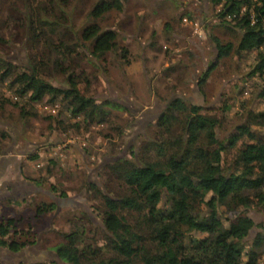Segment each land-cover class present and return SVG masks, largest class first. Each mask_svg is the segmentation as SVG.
<instances>
[{"label":"rangeland","instance_id":"1","mask_svg":"<svg viewBox=\"0 0 264 264\" xmlns=\"http://www.w3.org/2000/svg\"><path fill=\"white\" fill-rule=\"evenodd\" d=\"M156 7L166 9L158 13ZM217 9L208 0H166L165 4L154 0H0V66L1 60H8L17 67H35L40 77L55 86L74 85L98 102L113 103L106 106L110 114L105 122L89 124L82 114L68 110L61 97L31 102L29 95L22 97L10 88V78L0 83V130L10 136L4 143L0 138V154L13 144L26 151L22 158L25 178L40 186L37 194L6 200L0 206V222L16 221L10 233H18L19 240L33 241L22 250H29L22 257L1 255L3 264H66L57 251L73 232L79 235L80 247L91 244L108 253L105 199L90 185L97 184L115 197L126 193L110 164L120 158L158 159V148H142L147 142L161 141L160 118L176 98L219 118L218 137L229 146L224 153L226 168L233 165L237 151L252 141L240 126L249 125L264 144V126L250 119L251 113L264 112V72H254L258 52L237 50L242 32L219 25ZM189 15L202 24L199 33L192 26H181L183 17ZM42 19L59 25H53V31L46 26L32 32L35 40L29 41L32 23L38 28ZM142 22L144 29L139 32ZM152 22L156 30L167 23L165 31L182 38L156 37ZM107 29L117 31L118 48L98 59L90 53L92 44L97 33ZM214 37L233 42L234 50L220 56ZM210 69L209 79L202 84L203 74ZM180 117L173 135L183 132L185 120ZM234 136L238 140L230 145ZM46 191L72 201L58 203ZM51 204L52 210L38 212V207ZM211 211L197 203L193 212L205 216ZM126 215L132 226L140 228L138 213ZM215 216L226 234L239 217L254 221L243 240V262L251 264L248 252L264 236V209L223 206ZM148 232L139 229L146 238ZM189 234L207 236L194 229ZM185 242L189 245L190 237ZM255 264H264V254Z\"/></svg>","mask_w":264,"mask_h":264},{"label":"trees","instance_id":"2","mask_svg":"<svg viewBox=\"0 0 264 264\" xmlns=\"http://www.w3.org/2000/svg\"><path fill=\"white\" fill-rule=\"evenodd\" d=\"M208 1L215 10L223 4L217 12L219 25L232 32H242L237 50L257 51L254 72L263 73L264 0L254 4L248 2L243 14L240 11L241 1ZM253 12L255 22L252 20ZM187 17L191 20L190 15ZM39 24L37 28L32 23L29 41L35 40L32 32L36 34L37 30L43 31L46 26L53 31V25H59L57 21L49 23L43 19ZM117 37L116 30L99 31L92 44L91 55L102 59L116 50ZM214 40L220 56L229 55L234 50L233 42L223 43L218 37ZM67 48L68 45L64 49ZM1 61L0 83L10 78V88H15L22 97L29 95L31 102H38L46 96L53 99L61 97L68 110L82 114L89 124L108 119L110 111L106 106L112 102H98L74 85L64 88L55 86L40 77L35 67H17L8 60ZM211 71L203 74L202 84L207 82ZM181 114L185 120L183 132L173 135L172 129L180 122ZM250 119L254 124L264 126V112L251 113ZM219 125V118L202 113L201 106H189L183 98L173 100L160 118L161 141L147 142L142 148L156 147L160 157L140 161L120 158L110 164L113 175L125 184L126 193L115 197L105 194L97 184L90 185L98 194L103 193L105 199L103 214L108 253H105L104 247L91 244L80 247L79 235L73 232L65 236L67 243L58 248L59 258L66 264H244L243 240L255 225L254 221L248 216L239 217L230 224L226 234L215 214L223 206L236 209L257 205L264 209V144L256 139L249 125L240 126L242 134L249 135L252 141L237 151L233 165L226 168L224 153L229 146L218 137ZM165 135H172L173 138L166 139ZM0 138L4 143L10 136L0 130ZM237 140L238 137H232L230 145ZM165 199L167 204H164ZM197 203L208 206L211 213L195 215L193 211ZM52 209V204L44 205L38 207V212L41 214ZM128 212L138 213L140 228L132 226L126 215ZM15 223L13 218L0 222V246L19 252L32 245L33 241L19 240L16 238L18 233L11 234ZM138 228L149 231V240L139 233ZM190 229L207 236L188 235ZM186 236L190 237L189 245L185 242ZM261 254H264L262 235L248 252L251 264H255ZM0 264L3 262L0 261Z\"/></svg>","mask_w":264,"mask_h":264},{"label":"crops","instance_id":"3","mask_svg":"<svg viewBox=\"0 0 264 264\" xmlns=\"http://www.w3.org/2000/svg\"><path fill=\"white\" fill-rule=\"evenodd\" d=\"M151 1V0H149ZM162 3H166V0H154ZM187 7V6H183ZM166 8H158L156 7L154 10L159 13V10L162 11ZM218 10V9H217ZM175 12V11H174ZM187 17V16H185ZM184 17V18H185ZM183 18V19H184ZM194 21V20H190ZM182 27H188L192 25L191 23H185L184 20H182ZM143 22L141 25L138 27L139 32H141L142 29H144V24ZM151 24V23H149ZM167 23L162 24L161 26L158 25V28L156 30V23H153L150 25L151 28H154L156 30V37H166L167 39L169 38H175V39H180L182 36H179L177 33H174L170 31L167 33L165 31V26ZM155 26V27H154ZM202 28V24L200 23V28L198 30H195V34L199 33L200 29ZM137 38L141 40V37L139 34L136 35ZM151 43L152 41H147L146 43ZM26 151L24 150H18L16 148V145H12L9 149L5 150L0 154V206L2 205L4 201H15L17 199L20 200L26 199L27 196H31L33 194H37L39 192L40 186L35 184L34 181H31L30 179L25 178V173H26V167L24 166L23 163V157L24 153ZM1 207V209H2Z\"/></svg>","mask_w":264,"mask_h":264},{"label":"built area","instance_id":"4","mask_svg":"<svg viewBox=\"0 0 264 264\" xmlns=\"http://www.w3.org/2000/svg\"><path fill=\"white\" fill-rule=\"evenodd\" d=\"M226 1H228V0H225V2ZM238 1L243 2L242 7H241V10H240L242 14L246 12V10L248 8V6H247V3L248 2H251L252 4L258 2V0H238ZM225 2H223V3H225ZM222 6H223V4H220L218 6L219 10L222 8ZM234 16H236V15L234 14ZM228 17L231 18L232 16L231 15H228ZM255 17H256V15L253 12L252 13V20H253V22H255ZM183 20H184L185 23H191L192 25H194L195 30H198L200 28V23L198 21H190V19L188 17H185Z\"/></svg>","mask_w":264,"mask_h":264},{"label":"water","instance_id":"5","mask_svg":"<svg viewBox=\"0 0 264 264\" xmlns=\"http://www.w3.org/2000/svg\"><path fill=\"white\" fill-rule=\"evenodd\" d=\"M39 191H40V188H39ZM48 192V194H50L51 196L55 197L54 199L58 202V203H61L63 200L66 202L68 201H72V199H63L61 197H58V196H55L54 194H52V192L50 191H46ZM29 252V250H24V251H19V252H13L11 250H9L8 248H5V247H2L0 246V256L5 254V255H10V256H15V257H22L24 255H26L27 253Z\"/></svg>","mask_w":264,"mask_h":264}]
</instances>
